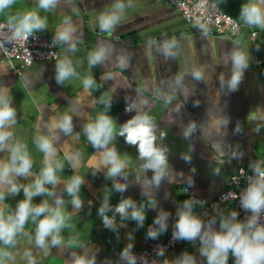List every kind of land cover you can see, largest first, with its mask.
<instances>
[{
  "label": "crops",
  "instance_id": "1",
  "mask_svg": "<svg viewBox=\"0 0 264 264\" xmlns=\"http://www.w3.org/2000/svg\"><path fill=\"white\" fill-rule=\"evenodd\" d=\"M214 1L242 24L238 39L195 32L162 0H120L125 7L110 33L100 30L99 17L112 12L117 0H58L48 10L39 7V0H13L0 9V21L15 27L29 12L45 19L46 27L33 32L52 38L59 52L57 62L31 63L21 76L0 59V96L15 111V123L4 129L12 135L0 150V162L10 161L11 148L17 143L25 146L32 161L30 174L10 175L19 186L17 193L10 191L11 184L0 185L4 194L0 211L5 218L14 216L18 204L26 199L23 187L41 175L46 157L37 140L45 137L54 150L48 161L53 167L60 165L55 171L57 183L45 184L48 192L32 197L31 204L47 201L50 208H56L59 199L66 217L59 231L61 243L53 244L48 236L41 246L36 242V229L47 213L30 215L13 244L0 241V251L11 254L3 257V264H29L30 260L33 264H77L78 260L108 264L114 252L128 253L163 241L178 230L185 212L201 223L199 234L191 238L195 246L161 254L158 262L183 264L190 258L191 264H208L203 250L210 246L214 233L227 231L223 223L232 224L233 205L226 204L201 219L197 208L187 202L185 190L212 201L225 191L238 168L249 164L254 155L264 158V76L254 68L250 41L251 32H257L264 64V26L247 23L241 15L245 6L264 9V3ZM66 27L72 29L71 39L60 41L58 33ZM99 47L107 49V55L102 63L89 67V53ZM237 52L245 55L247 67L232 90V57ZM65 59L75 74L58 83L57 63ZM197 71L202 74L200 79L194 76ZM87 76L95 82L91 88L84 87ZM101 114L113 121L114 134L105 148H95L85 127ZM138 114L152 118L155 146L165 150L167 168L158 183L154 171L143 167L138 145L126 143L119 134ZM66 115L71 117L69 132L60 127ZM111 148L125 162L115 176L108 175L110 165L104 162V153ZM77 176L82 180L76 193L79 207L67 191ZM124 201H131L126 215L116 211ZM133 211L142 212L143 221L134 218ZM105 216L111 225L105 224Z\"/></svg>",
  "mask_w": 264,
  "mask_h": 264
},
{
  "label": "clouds",
  "instance_id": "2",
  "mask_svg": "<svg viewBox=\"0 0 264 264\" xmlns=\"http://www.w3.org/2000/svg\"><path fill=\"white\" fill-rule=\"evenodd\" d=\"M13 0H0V9H3L7 5L11 4ZM58 0H39V7L48 10L54 8ZM264 3V0H261ZM124 4L117 0V3L113 6V11L104 13L99 17V28L103 32H111L115 26L120 22L121 15L124 9ZM242 17L247 23L254 25L264 26V9H261L255 4L247 5L242 9ZM46 27V20L42 19L35 12H29L23 16L19 23L15 27V36L27 38L34 30H40ZM71 28H64L58 33V39L60 41H69L71 39ZM72 50H75V44L71 45ZM107 55V49L99 47L98 49L89 53L88 63L89 67L100 64L103 62ZM234 70L229 87L235 90L238 83L241 80L243 70L247 67V59L243 53L237 52L233 54ZM120 65L124 66L125 61L120 60ZM75 74V70L69 60H61L57 63V82H63L69 77ZM201 72L194 73L196 79L201 78ZM94 80L91 76H87L83 80L85 88H91L94 86ZM15 111L10 106L9 101L0 96V150L6 147V141L11 137L12 133L5 131V126L15 123ZM60 127L69 132L72 128L71 117L64 116ZM194 127V125L192 126ZM155 125L152 118L147 114H138L129 120L120 130V135L125 137L126 143L130 145H138V152L141 159L145 161L143 167L145 169H151L154 171V179L158 183L161 176L165 174L167 168V159L165 156V150L155 146ZM88 140L95 148H105L109 142L113 139L114 126L113 121L107 115L101 114L97 117L94 123H89L85 127ZM188 134L187 132L185 133ZM163 136L164 134L161 133ZM38 147L45 153L46 165L43 168L41 175L36 178L34 184L24 186V194L26 199L21 201L14 216H8L5 218L3 212L0 211V241L4 244H13L16 234L23 230V226L30 215L33 218L40 216L43 213H47L43 219H41L36 229V242L43 246L45 239L48 236L52 237L53 244L61 243L59 238V231L65 224V214L59 207L61 201L57 199L56 208H50L47 201H44L38 206H32V197L48 192V189L44 187L45 184L57 183V177L55 175L56 168L60 167L57 164L53 167L52 163L48 161V158L53 154L54 150L52 143L45 137H39L37 140ZM104 162L110 165L108 170L109 176H115L121 173L125 167V162L121 160L115 150V148L108 149L104 153ZM32 161L25 149V146L17 143L11 148L10 161L0 162V185L5 183L11 184L10 191L17 193L19 186L12 183L10 175L15 173L16 175H28L30 174V168ZM259 173L260 179L252 186L249 187L243 201V207L250 210L253 216L247 221V225L242 223H223L222 228H227L226 232L214 233L211 236L210 246L203 250V253L207 255L208 264H226L229 250L232 251L236 257V264H264V226H257L256 220L258 214L264 209V171H261L259 167L256 168ZM82 180L80 177H73V179L67 185V191L73 196V204L76 207L80 206V199L76 195L81 185ZM118 188H123V185H118ZM51 193H49L50 195ZM4 199V194L0 191V201ZM131 204V201L122 202L116 209L122 215H126V208ZM101 213L104 209L101 208ZM132 216L140 221H143L144 217L142 212L133 211ZM235 216V213L233 214ZM106 225H111L112 221L108 217H104ZM249 229L246 231L245 228ZM178 235L185 238L196 237L201 229V223L189 213H181L180 219L177 224ZM150 235H156L155 232H151ZM30 255V254H28ZM11 254L6 251H0V264H3V257H10ZM29 264H33L30 260ZM77 264H84L83 261L78 260ZM183 264H191V259L186 258Z\"/></svg>",
  "mask_w": 264,
  "mask_h": 264
},
{
  "label": "built area",
  "instance_id": "3",
  "mask_svg": "<svg viewBox=\"0 0 264 264\" xmlns=\"http://www.w3.org/2000/svg\"><path fill=\"white\" fill-rule=\"evenodd\" d=\"M175 8L183 22L195 32L208 36L238 39L243 31L242 24L229 16L214 0H162ZM15 26L0 21V59L17 76L31 63L57 62L59 52L55 41L45 35L32 32L24 37L15 36ZM257 32H251L254 68L264 76V64L259 56ZM246 166L238 168L226 184L225 191L216 199L207 201L197 198L185 190L187 202L197 208L196 215L208 218L222 210L226 204L233 205L230 215L232 223L247 225L253 213L243 207L242 201L250 186L259 179L256 168L264 171V158L254 155ZM235 213V216L233 214ZM257 226H264V209L256 220ZM195 246L194 240L178 235V230L161 242H149L141 249L128 253L114 252L108 264H159L158 256L171 251H187ZM236 257L230 251L229 264H235Z\"/></svg>",
  "mask_w": 264,
  "mask_h": 264
}]
</instances>
